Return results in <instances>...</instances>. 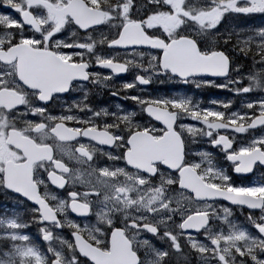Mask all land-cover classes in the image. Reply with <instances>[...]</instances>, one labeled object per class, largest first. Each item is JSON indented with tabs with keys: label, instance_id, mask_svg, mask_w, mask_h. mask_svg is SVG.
<instances>
[{
	"label": "snow or ice",
	"instance_id": "obj_1",
	"mask_svg": "<svg viewBox=\"0 0 264 264\" xmlns=\"http://www.w3.org/2000/svg\"><path fill=\"white\" fill-rule=\"evenodd\" d=\"M49 2L55 4L56 0ZM248 3L249 7H239L234 6L238 0H230L220 9L209 0L208 7L193 9L187 5V0H145L144 5L137 4V0H59L63 17L59 22L51 17L45 19L47 32L22 18L0 13V27L5 28L10 37L7 40L0 38V68H3L0 70V94L8 93L10 98L8 104L0 103V124L4 126L5 134L15 129L33 146L30 155L22 154V150L16 153V167L0 161V188L16 194L21 203L31 202L30 211L35 213L32 222L41 225L38 232L47 250L46 253L41 251L30 242V236L22 232L29 223H19L15 218L0 220L7 229L0 235V240L12 242L10 251L4 253L8 259L0 260V264H106L104 257L110 255L119 256L120 264H145L144 257L148 255L152 257L148 264H169L174 254L177 260L183 259L190 264V258L184 253L185 246L194 253L197 261L264 264V223H252L257 231L254 237L235 226H229L228 233L218 231L213 234L209 225L212 214L207 203L223 199L231 204L264 209V183L244 182L247 174L264 167V135L233 150L234 139H211L212 133L206 134L212 148L221 145L232 173L241 178V182L236 183L226 172L201 167L209 153L200 152L196 155L201 160H190L184 137L198 130L190 125H178L175 118L152 111L150 101H141L148 117L146 124L133 121L134 114L130 112L113 117L119 124L94 123L93 117L99 113H93L87 119L49 113V104L69 91L74 78H87L90 65L84 55L94 50L92 33L106 26L113 34L111 38L104 36L101 40L105 48H147L151 60L161 69L158 74L168 71L184 81L191 73L200 75L205 85H212L216 78L225 79L230 72H240L243 65L234 66L233 58L216 47L214 39L212 46H207L201 44L198 36L219 35L214 30L228 11L245 16L264 14V6L258 5L257 0H248ZM0 5L12 9L18 16L27 7L34 18L33 9L39 7H29L23 0H0ZM188 23L196 25L199 32L186 34L184 25ZM73 25L75 31L70 35L79 31L83 33L81 39L71 42L56 39L66 26ZM256 35L264 37V27L257 28ZM222 43L227 46L230 40L225 38ZM35 51H46L48 70L67 78L44 81L28 71L38 59L32 55ZM250 52L252 71L235 80H227V83L239 86L233 90L236 95L264 91V67L255 68L257 64L264 65V40L254 44L252 37L238 41L239 55L248 58ZM95 59L97 67L110 68L113 74L126 71L125 66H118L111 57L96 56ZM77 67L81 71L72 76ZM136 80L142 84L150 83L139 76ZM216 86L225 88V84ZM123 87L127 90L134 84L125 83ZM29 95L34 104L29 103ZM180 104L174 103L173 107ZM253 105L264 106V98L251 101L246 107ZM64 111L70 112L69 109ZM18 116L34 119L25 120L26 127L17 129L11 121ZM195 116L192 113V117ZM248 118L252 122L247 127L235 130L243 134L248 127H264V111L258 110L255 118ZM120 124L124 125L123 129ZM208 126L215 130V125ZM81 137L116 151L100 149L106 162L99 161L96 147L81 142ZM47 139L54 143H46ZM14 149L15 145L9 146L10 152ZM49 184L65 190L66 196L51 195ZM77 186L81 190H77ZM94 204L101 207L94 209ZM69 211L77 217L94 214L103 227L89 228L86 223L81 227L68 218ZM224 212L226 216L221 222L227 223L231 213L228 209ZM117 213L121 214L119 221L115 218ZM50 226L67 228L70 238L54 233ZM129 233L144 237L138 242L140 248L147 250L143 255ZM199 235L204 239H199ZM54 239L67 248V255L52 246ZM153 239L165 246L156 247ZM246 240L250 241L249 245L242 247L241 242ZM121 244L126 245V251Z\"/></svg>",
	"mask_w": 264,
	"mask_h": 264
},
{
	"label": "flooded vegetation",
	"instance_id": "obj_2",
	"mask_svg": "<svg viewBox=\"0 0 264 264\" xmlns=\"http://www.w3.org/2000/svg\"><path fill=\"white\" fill-rule=\"evenodd\" d=\"M196 1L198 2V4L195 9L202 8V0H196ZM23 3L27 4L29 7H31L32 5H39V7H36L33 9V11L36 14L35 15L36 18L41 17L45 20L51 17L55 22H59L63 17L64 10L61 7H59V0H56L55 4H51L49 0H23ZM263 3L264 2H261V0L258 1V4L260 6H263ZM25 11H28L27 7L24 8L23 12ZM11 13H13L15 17H19L17 13L15 12H11ZM42 30L44 32L48 31V26L46 23L42 24ZM73 31H75L74 25L71 27L66 26L65 31L62 34H58L56 39L65 41V42H71V41H76L82 38L83 33H80L79 31H76V35H70ZM214 31L218 32L217 29ZM3 32L4 31L0 30V34ZM184 32L186 34L195 35L199 32V29L196 27V25L192 23H188L184 25ZM112 34H113V30L107 26L101 29L99 32L92 33V40L94 42V50L93 52L86 53L84 55V59L90 65V67L87 69L89 81L86 83L73 82L71 88L69 89V91H67L66 94H61L57 96L49 104V113L51 115L57 116L61 114L63 115L71 114L80 119H87L88 117L92 116L93 113H99L98 116L93 117L94 123L96 124H112V123L119 124V121H115L113 117L119 116L121 113L130 112L134 114L132 116L133 121L139 122L142 124L148 123V117L145 115L144 110H143L145 105L141 103V101H145L144 98L146 97L148 101L149 98L147 95L140 94L138 92L129 93L128 91H126L125 94H118L117 92L114 91V88L112 86L105 87L99 84L98 80L93 78L94 77L93 74H96L97 72L103 73L101 71V67L96 66V59H95L96 56L111 57L115 63L125 64L128 67L126 76L119 77V78L114 77V78L115 80H124L126 82H132L133 81L132 75L137 76L140 73L139 71L133 68L136 65V63L132 64L133 59H135L138 62V58L142 57L145 54L146 55L145 57L146 65L145 66L152 64L149 51H144L143 49H137V48L131 49V50H119L117 48L115 49L105 48L102 45L101 40L103 39L104 36H108L109 38H111ZM222 38H223L222 33L214 37H209L206 35L198 36V39L200 40L201 44H204L207 46H212V42L214 39L216 47L222 48L223 50L227 52L229 56L234 58L233 52H232L233 39L230 38L229 39L230 44L225 46L222 43ZM216 44L221 45V46H217ZM36 53L41 55V59H43L42 55L44 53L48 55L46 51L44 52L35 51V52H32V55ZM43 67L44 69L48 68L46 61H43V62L39 61L29 66L28 71L35 73L41 80H44V81H49V77L47 75L54 76L53 78L57 76V74L52 73L48 70L43 71ZM77 69L81 71V69H79L78 67ZM0 70H3V68H0ZM145 70L149 71L150 69L145 67ZM143 73L147 74V72H144V71ZM131 97H138L139 99L136 101H133ZM9 100L10 98H9L8 93L0 94V103L8 104ZM29 103H33V104L35 103L31 95H29ZM65 109H69L70 112H65L64 111ZM101 109L105 111L100 112ZM27 119H34V118L32 116H29V117L18 116L11 122L15 124L17 129H22L26 127L24 121ZM178 120H179V116H178ZM120 127L121 129H123L124 125L120 124ZM220 128H221L220 126H216L215 130H213L212 127L200 125V126H197L196 129L198 131H195L194 134L185 135L184 142L186 146V151L187 153L190 154L188 158L190 160H197V161L201 160V157L196 154L203 152V148L201 147L206 146L207 149H210L212 152L210 156H208L207 160L201 163V167L203 169H207L208 164L210 163L211 167H214V166L219 167L220 171L227 172V174L230 175V177L232 178L234 182L240 183L241 178L238 177L235 173H232L231 165L225 158V153L224 151L221 150V145L218 144L217 147L215 148H212L210 146L209 137L208 135H206L209 132L212 133L211 139H217L218 137H223V136L224 137L226 136V138L230 140L234 139L232 148L233 150L238 148L237 141L234 138L232 132L227 130L226 128H221V129ZM262 133H264V127L253 132V136H257ZM11 134H14L15 144H12L10 142ZM79 140L84 143H90L92 146L96 147L97 160L102 161V162H106V158L100 154V149L111 150L113 152L116 151L115 149H108L107 146H101V145L95 144V142L87 141L83 137L79 138ZM46 143L52 144L54 143V141L52 139H47ZM10 145H15V149L11 152L9 151ZM193 147L195 148V150L190 152L189 150H191V148ZM32 148L33 146L31 145L30 141L22 133H19L15 129H12L8 131L7 134H5L4 126L0 124V161H4L6 166L10 165L12 167H16L17 166L16 153L22 150V154L30 155L32 153ZM73 167H77V165H73ZM245 179H246L244 181L245 183H247L248 181H252V180L264 183V167L257 168L256 170H254L253 175ZM77 190H81L79 186H77ZM41 192H43V188H41ZM49 192L51 195L57 196V198H64L66 196L65 190L58 189L51 184H49ZM11 198L19 200L18 197H16L14 193L9 192L6 189L0 188V220H2L3 214L5 215L7 212H9ZM55 202L56 201H49V203H53V204ZM207 203L210 205V207L208 208V211L212 214V217L209 220V225H210L211 230L214 228H218L219 220L216 219L215 215L216 213H218L219 210L224 211V209L230 210L231 214L228 216V220L232 224H235V223L243 224L245 221L244 219L247 216H255V215H259L260 219L254 217L255 219H257L258 223H264V219H262L264 218V209H261L260 211L252 212L245 208L243 209L241 207L235 206L229 203L227 200H223V199H216V200L208 201ZM24 207H28L31 209L33 206L30 204V202L24 201L23 203H21L19 210L23 211ZM100 207L101 205H98V204L93 205L94 209H98ZM211 208H215L214 212L213 210H210ZM68 216H69V219H72L78 222L81 225V227H83L85 223L89 226V228H92L93 226H95L96 228L103 227V225L97 221V218L94 214L84 219H78V218H75L69 211ZM120 217H121V214L117 213L115 218L117 221H119ZM153 219H156V217H153ZM176 219H178V217ZM35 226L41 227V225L37 223H35ZM241 227H244V225H242ZM193 234L195 235V233ZM129 237L134 239L137 242L135 244V247H137L141 255H143V253L147 250L140 248L138 242L144 237L138 236V235L133 236L132 233H129ZM198 238L201 240L204 239L202 235H199ZM152 242L158 248H162L165 246L161 241H158L155 239H153ZM184 253L190 258V264H213L212 261H203V260L197 261L194 253H192L191 250L187 248V246L184 247ZM151 259H152L151 255L144 257L145 264H148V261ZM169 264H186V261L183 259L177 260L174 254L170 258Z\"/></svg>",
	"mask_w": 264,
	"mask_h": 264
},
{
	"label": "rangeland",
	"instance_id": "obj_3",
	"mask_svg": "<svg viewBox=\"0 0 264 264\" xmlns=\"http://www.w3.org/2000/svg\"><path fill=\"white\" fill-rule=\"evenodd\" d=\"M262 2H264V0H261ZM138 2L141 4V0H138ZM230 0H218L217 6H219L220 4H227L229 3ZM207 1L203 0V4L206 5ZM258 3V1H257ZM237 5H241V6H250V4L248 3V0H238V4ZM235 5V6H237ZM264 6V3H263ZM3 9V5H0V13H4L2 11ZM10 9V8H9ZM223 9V8H222ZM6 14V13H5ZM10 17H13L12 14H7ZM264 27V25L262 26ZM252 40H253V44L255 42H259L261 40H264V37H260L256 35V29L253 32V35L251 34ZM248 37V38H249ZM0 38L7 40L10 37L6 34V32H3L0 34ZM243 40H247V38L244 39H239V41H243ZM253 50L254 47H253ZM249 59H250V63L246 64L244 63H235V65L239 64V65H243V67L241 68L240 72H234V79H230V80H235L238 76L244 74V73H249L250 71H252L251 68V52L249 53ZM154 70L155 73L154 74V78H153V90L148 88V89H144V88H140V90L138 91V93L140 94H145L148 96V101L151 102L152 105H168L171 110L173 111H179L180 115L182 116L183 120L185 121L186 125H190L193 126L194 129L197 128V124H190L188 121V117L190 119H199V121L204 125V126H208V125H223L225 126V128H227L229 131L232 132L234 138L237 141L238 147L246 145L250 140H252L254 137H258L261 135H264V133L257 135V136H252L251 133H249L248 128L247 131L244 132L243 134H241L240 132L236 131L235 129L240 128V127H247L248 125V121H249V116H254L255 114H257L258 110L259 111H264V106L262 105H253L252 108H248L246 107L247 104H249L252 99H256L258 100L259 98H261V96H257V91L253 92L251 94H241V95H234L233 100H231L230 98H219L217 95H212L209 97H206L204 99H197L195 100L194 97L192 95H189L186 93V91H182L179 89L178 86H176L177 84H175L174 82H168L166 80V77H164L161 74H158L160 72L159 69V65H156V62L154 61ZM264 67V65H260L257 64L255 66V68L258 70L260 68ZM133 76V81L132 82H126L124 80H115V78L113 76L101 73V72H97L93 78H95L96 80L99 81V84L105 86V87H110L112 86L114 88V91L117 92L118 94H125L126 91H128L129 93H135L136 92V83H135V75ZM149 79H151V75H149L148 77ZM262 81H264V75H262ZM125 83H131L134 84V87L129 88L127 90L124 89L123 85ZM245 83H247V81H245ZM196 84L198 85H202L201 82H196ZM219 84H225V88L221 89L219 87H214L217 89H220L219 92H223L222 96L226 97V93L227 91L229 93H233L234 89L239 87L238 85L235 84H230L227 85V82H220V83H215L212 85H219ZM170 85V87L168 86ZM212 85H206V87L208 86H212ZM117 87V88H116ZM171 89V90H169ZM227 90V91H226ZM259 92V91H258ZM241 98V100H236L237 98ZM147 98V97H146ZM145 99V101H147V99ZM166 101V103L164 104H158L156 103L157 101ZM180 102H183L182 104H180ZM180 104V106L177 107H173V104ZM201 104L203 105V107L201 106ZM232 106L234 107H238L237 110L233 111L232 110ZM201 109H205L202 110ZM246 109L252 111L249 112ZM192 113L196 114V118L192 117ZM198 115V116H197ZM192 117V118H191ZM209 127V126H208ZM246 135H248V137H246ZM207 153H210L209 151H205ZM209 156V155H208ZM214 169H217L220 171L219 167L214 166ZM222 172V171H221ZM227 173V172H226ZM210 210H215V208H211ZM226 216V213L222 210H219L218 213H216L215 217L216 219H218V228H214L212 229V233H216L218 231H223L224 233H228L229 231V226H235L236 229L238 230H244L246 231L249 236H256L257 235V231L256 229H254L252 227V223H258L256 219L253 218V216H249L245 219L246 222V228H241L240 226L236 225L238 223L232 224L229 220H228V216H227V223H222L221 219L224 218ZM251 217V220L249 219ZM15 218L18 222L17 217H12ZM260 219V218H259ZM262 220V219H261ZM6 221V220H5ZM2 224H0V235H3V233H5L7 231V229L5 228V226L1 227ZM65 229V228H64ZM64 229H52L55 232H59L62 233V236L66 239V236L63 234L64 233ZM22 232L24 234L28 235V232H25L24 230H22ZM31 242V241H30ZM12 242L7 240V239H3L0 240V260H7L8 257H6L4 255L5 251H10V244ZM250 243V241H243L241 242V246H248ZM51 244L53 247L58 248V249H62L64 251V246L61 245L59 243L58 240H52ZM7 248V249H6ZM47 250H43V252L46 253ZM65 255H67V253L64 251Z\"/></svg>",
	"mask_w": 264,
	"mask_h": 264
},
{
	"label": "water",
	"instance_id": "obj_4",
	"mask_svg": "<svg viewBox=\"0 0 264 264\" xmlns=\"http://www.w3.org/2000/svg\"><path fill=\"white\" fill-rule=\"evenodd\" d=\"M24 21H26L27 23H31L33 25H36L35 21L32 20L30 17H26ZM176 66L182 67L183 65L182 64H177ZM107 70H111V69L110 68H107ZM192 75L193 76H199V77H201L200 75H194V74H191V73L189 74V76H192ZM151 110L154 111V112H156L157 114L163 113V114H166L169 117L175 118V115H169L166 110H163V109H160V108H157V107H152V106H151ZM104 259L106 261V264H117L118 257H117V255H110V256L104 257Z\"/></svg>",
	"mask_w": 264,
	"mask_h": 264
}]
</instances>
